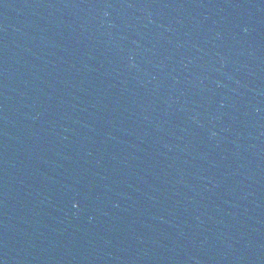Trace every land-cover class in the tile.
Instances as JSON below:
<instances>
[{"label": "water", "instance_id": "obj_1", "mask_svg": "<svg viewBox=\"0 0 264 264\" xmlns=\"http://www.w3.org/2000/svg\"><path fill=\"white\" fill-rule=\"evenodd\" d=\"M0 264H264V0H0Z\"/></svg>", "mask_w": 264, "mask_h": 264}]
</instances>
